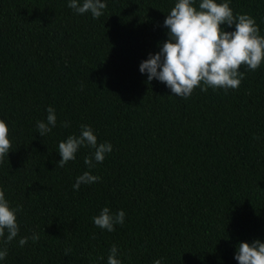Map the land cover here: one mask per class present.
Here are the masks:
<instances>
[{
    "label": "trees",
    "instance_id": "trees-1",
    "mask_svg": "<svg viewBox=\"0 0 264 264\" xmlns=\"http://www.w3.org/2000/svg\"><path fill=\"white\" fill-rule=\"evenodd\" d=\"M174 3L106 0L93 18L67 0H0V118L11 145L0 188L20 206L3 264H107L112 245L122 264H238L240 241H264V61L241 65L234 89L179 97L148 81L138 65L167 38ZM230 7L264 35V0ZM49 105L57 124L41 137L35 124ZM81 124L112 151L88 169L84 146L60 167L58 142ZM85 170L100 180L73 190ZM105 205L125 211L111 232L92 221Z\"/></svg>",
    "mask_w": 264,
    "mask_h": 264
},
{
    "label": "clouds",
    "instance_id": "clouds-1",
    "mask_svg": "<svg viewBox=\"0 0 264 264\" xmlns=\"http://www.w3.org/2000/svg\"><path fill=\"white\" fill-rule=\"evenodd\" d=\"M230 3L231 0H198V3L197 0H175L162 22L167 29V38L158 42L157 51L149 52L147 58L140 61L138 70L146 73L148 81L155 78L163 82L173 95L179 97L189 96L197 86L201 91L207 87H238L245 74L240 66L255 70L264 61V35L260 34L253 16L247 13L234 15ZM67 6L77 14L87 12L98 18L106 8V0H67ZM46 113L45 119L37 120L35 124L41 137L57 124L54 107L49 105ZM68 125V121H61V126ZM84 146L91 150L90 155L84 157L88 169L94 168L112 151L109 141L98 142L93 128L81 124L78 134H69L58 142L60 159L57 164L63 167L69 160H75L76 152ZM10 148L8 122L6 118H0V158L7 155ZM99 180L98 175L85 170L76 176L72 188L78 190L81 184ZM19 210L20 206L11 205L5 190L0 188V264L7 255L5 245L17 237L19 225L16 216ZM124 218L123 209L112 212L105 205L92 217V221L99 228L111 232L115 225L124 223ZM30 238L35 240L38 237L34 233ZM28 239V236L20 237L19 245L23 246ZM234 258L238 264H264V241H240ZM107 264H122L116 245L109 249ZM153 264L165 262L163 258H156Z\"/></svg>",
    "mask_w": 264,
    "mask_h": 264
}]
</instances>
